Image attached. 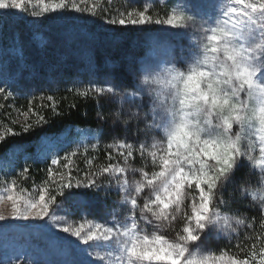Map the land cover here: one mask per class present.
Returning <instances> with one entry per match:
<instances>
[{
    "label": "rangeland",
    "instance_id": "rangeland-1",
    "mask_svg": "<svg viewBox=\"0 0 264 264\" xmlns=\"http://www.w3.org/2000/svg\"><path fill=\"white\" fill-rule=\"evenodd\" d=\"M103 1L108 2V6L111 7H108L110 9L106 13V18L109 19L112 17L119 19L122 12L125 16L128 11L139 12L136 2L140 0L133 2L121 0L122 6L120 7L114 3L115 0H69V4L70 8L72 4H75L81 8L92 9L95 7L93 5L95 2ZM155 1L163 3L169 10V15L157 19H168L170 16L176 15V10L184 2V0H149V3ZM19 2L22 11L12 10L11 14L0 12V16L8 18L10 22L24 21L32 32H36L39 18L48 14V12L43 11L44 7L52 8L60 0H19ZM191 2L199 4L205 3L206 0H191ZM228 2L229 0H216V7L212 10V24L209 23L206 17H198L194 22L184 21V26L180 28L156 23L144 26L132 25L135 31H144L143 39L146 47L138 59L134 85L126 91L118 89L111 92L112 98L116 100L115 122H117L118 132L112 128L94 130L75 127L71 132L66 130L39 138L34 142L33 153L15 143L9 147L3 157L0 158V214L5 216L11 214L12 200L9 199L10 196L17 201L18 206H22L25 201L39 203L41 190H43L45 202L48 203L46 221L56 219L60 223L49 229L35 222L9 221L5 224L0 221V261L5 257H20L23 264H29L28 259L25 258H32L38 261L39 264H63L65 259L79 261L83 258L79 254V249L85 246L76 237L61 231V228L81 229L86 233L91 226L93 233L100 234L102 229L97 230L95 228L96 223L109 227L130 223L131 205L130 202L125 203L123 201V193L120 191L115 177L119 175L121 181L127 180L130 184H134L135 181L141 179L139 171L141 168L149 174L152 171H159V161L156 166H153L151 157L142 158L137 149L141 143L150 146L154 141L159 140H164L166 145V138L161 128L156 130L158 121L155 124L153 123L156 119L154 113L158 110L155 97L149 94L147 86L140 83V77L142 75H155L166 67H175L183 71L190 63L199 59L200 56H194L193 53L202 52L200 45L207 42L205 33L211 34L208 29L213 26L216 18L222 17L223 11L226 10L225 5ZM33 12L37 15L33 16ZM49 14H51V18H66L65 36H71L74 33L72 26L78 19H86V22H88L91 17L88 11L80 13L75 10H69L62 15ZM149 26H153L151 31L147 29ZM119 27L121 25H109L104 20L98 21L97 24V30L101 32L111 29L118 34L120 32ZM3 35L4 33L0 29V87H6L7 89V86L13 80V76L16 77L20 68H26L27 64L19 51L13 48L12 40L4 38ZM83 39L86 42L76 45L82 50H87L94 44L93 40L88 39L86 35ZM182 50L183 59L181 58ZM87 53L88 51H83L79 55L84 58ZM7 64L10 65V68L6 67ZM105 72L108 74V70ZM5 75L9 77L7 84L3 79ZM104 79L106 80V77ZM120 79L123 82V78L118 76V80ZM122 82L121 85H123ZM117 88L120 87L117 86ZM7 91L9 92L8 89ZM3 97L7 99L9 96L4 93ZM14 113L15 116L8 114L4 117L0 115V140L9 138L10 135L15 133L10 125V120L13 125L22 126L29 122L28 116L23 112L19 113L15 110ZM133 113H136V115H133ZM233 130H237L235 126ZM122 140L131 142L134 145L133 156L127 162L124 160V155H121V153L126 154L127 149L119 147V142ZM249 140L255 143L252 154L259 157L260 145L256 136L246 134L241 140V150L247 147ZM94 144L96 147H93ZM109 154H111V158H109ZM53 158H57L58 161L55 165L51 163ZM89 160L92 163L89 164ZM133 161H137L140 166H135L132 163ZM209 162L214 163V161ZM109 164H119L126 171L122 174L112 175L102 173L101 169ZM65 165L68 167H65ZM241 165L247 170L245 183L237 184L232 174L231 183L225 184L220 192L216 193L214 199L216 201H219V199L226 201L227 199L231 208L237 211L235 213L228 212L224 205H220L221 213L239 215L240 218L245 219L246 223L239 226L237 233L231 236L222 232L219 228H213L205 248L211 249L212 254L216 256H219L221 251L227 253L224 257L225 260L234 258L241 261L249 260V264H264V255L260 254V248L264 247V241L258 239L261 235L256 237L258 242L253 243L249 250H242L241 240L245 238L252 240L253 235H255L253 227L248 225H253L254 221L260 220V218V224H262L264 208L260 206L259 196H254L253 192L260 185L262 179L259 169L253 168L246 158ZM195 167L198 168L199 165L197 164ZM25 168L28 169L27 172H24ZM49 169L53 173L51 177L48 174ZM132 169H135V171ZM69 170H71V175L74 177L73 184L77 179L87 183L84 180L85 174H96L97 182L104 186H110V190L105 194L103 191L96 193L94 190L85 188L79 190L75 188L66 189L65 192L74 193L76 197L87 200L88 203L87 205H79L74 201L65 200L59 196L57 186L60 183L61 174H67ZM185 170H189V166L185 165ZM21 173L24 174L21 175ZM202 187L207 190V185H202ZM246 188L248 189V199H242L240 193ZM183 191L185 195L183 197L184 203L181 206L182 211L178 214L180 216L185 212L191 213L190 205L193 203V198L197 203L199 202V189L196 188L194 183L191 186L185 185ZM147 192L148 190L145 189L144 193L147 194ZM137 204L139 207H143V195L137 197ZM139 207L135 210V216L137 223L143 229L142 235L150 236L155 231L156 234H163L169 240L176 237V231L174 230L170 231L168 228L157 229L154 224H145L144 221H141L139 219ZM172 210V207L167 209L168 212H172ZM257 210L261 214L257 216L258 219L256 220ZM148 215L151 216V213H148ZM180 224L182 226V221H180ZM90 243L93 246L89 248V251L98 253V255L90 257L94 264H113V262L120 264L118 246L114 241L106 242L101 239ZM238 244L239 247H237ZM254 245L257 255L253 259L251 252ZM156 248L157 245H150L149 252H154Z\"/></svg>",
    "mask_w": 264,
    "mask_h": 264
},
{
    "label": "snow or ice",
    "instance_id": "snow-or-ice-1",
    "mask_svg": "<svg viewBox=\"0 0 264 264\" xmlns=\"http://www.w3.org/2000/svg\"><path fill=\"white\" fill-rule=\"evenodd\" d=\"M216 7V0H206L205 3L194 4L191 0H184L181 7L176 10V15L170 16L168 19H157L155 21L145 14L144 11H128L127 15L122 12L120 18L116 17L106 18L94 9L87 7H78L75 4H69V0H60L52 8L44 7L43 11L48 13H57L62 15L69 10H75L83 13L88 11L90 15L105 20L109 25H137L144 26L152 23L169 25L173 28H180L184 26V21H195L198 17L207 18L212 24L213 16L212 10ZM226 10L223 11L221 18H216L213 26H210L208 31L210 35L205 33L207 37L212 40L209 44V50L215 46L219 50L221 45L235 44L238 45L234 49L240 54V57L247 62L245 68L238 69L233 79H238L242 85V97L248 91L256 89L257 91L264 89V0H229L225 5ZM12 10L22 11V6L19 0H0V12L11 14ZM58 10H60L58 12ZM18 14V13H17ZM33 16L37 14L32 13ZM0 26H7V20L0 17ZM203 44V43H202ZM201 44V45H202ZM252 44H259L260 46L255 51H249V46ZM200 45V48H201ZM194 56L202 55V52L193 53ZM181 58H184L183 50L181 51ZM197 60V59H196ZM92 69L90 68L89 71ZM5 84H7L9 77H3ZM112 87L102 88L93 85L90 88L80 92L82 96L98 95L104 92H113ZM6 93L8 96L14 95L8 92L6 87H0V94ZM52 100L51 96L47 97ZM31 103V102H30ZM245 109L243 98L236 109L237 117L241 111ZM27 115V113H25ZM136 115V113H133ZM155 124L158 121L159 130L163 124V118L159 109L154 113ZM47 121L43 116L39 117L36 124H45ZM33 125L26 124L23 127L24 132H28ZM19 135V133H13ZM259 133L256 138L259 142V159L264 162V140L259 139ZM93 147H96L94 144ZM120 148H126L127 153L124 155V160L133 156L134 145L131 142L120 141ZM255 148V143L247 145L244 151L252 157H257L252 154ZM174 149V151H173ZM241 144L236 146H228L222 150H218L215 154H210L204 144L200 143L196 138L190 137L184 133H179L176 136L164 140L154 141L150 146L141 143L137 151H139L142 158L151 157L153 166L157 165L159 161V171H152L151 174L141 168V179L130 184L127 180L121 181L117 175L116 183L123 193V201L130 202L132 215L130 223H123L109 227L107 225L95 224L97 230L102 229V233H93L90 226L85 233L81 229L70 230L67 227L61 228V231L68 233L72 237H76L85 247L79 249V254L83 257L81 260L65 259L63 264H94L90 259L93 253L89 248L93 246L90 242L114 241L118 246V260L120 264H249V260H236L229 258L225 260L227 253L221 251L219 256L213 255L211 249H206L205 245L213 230L219 228L222 232L231 236L237 233L239 226L246 223L245 219L240 218L239 215L222 214L220 205H224L228 212L235 213L237 210L231 208L228 201L214 199L216 193L227 183H231V175L235 169L245 162V155L240 152ZM111 158V154H109ZM247 159V158H246ZM209 161H214L210 163ZM57 158H53L51 163L57 164ZM247 162L250 161L247 159ZM88 163H92L91 160ZM199 165L196 168V165ZM185 165L189 166V170H185ZM251 165V164H250ZM65 167H68L65 165ZM135 171V169H132ZM28 169L25 168L24 172ZM125 168L120 167L119 164H109L107 167L101 169L102 173L109 175L116 173H124ZM24 173H21L23 175ZM49 177L53 175L52 170H48ZM96 174H85L84 183L81 180H76L73 184L71 170L67 174H61L60 183L57 186V192L60 197L65 200L74 201L79 205H87L88 201L76 197L74 193L65 192L73 188L79 190L82 188L94 190L96 193L107 192L110 186H104L97 182ZM195 184L199 189V202L193 198V203L190 205L191 213L185 212L182 216L178 215L182 211L184 203L183 197L185 195L183 189L185 185L191 186ZM247 183V182H246ZM202 185H207L205 190ZM147 189V194L144 190ZM131 194V195H130ZM144 196L143 207L137 204V197ZM242 199H248V192L242 191L240 193ZM11 214L5 216L0 214V221L7 224L9 221H24L28 223H38L40 226L52 229L56 227L60 221L53 219L46 221L48 210V203L45 202L43 190H41L40 202L30 203L25 201L22 206H18L17 201L13 197ZM261 208H264V200L259 201ZM211 205V208H210ZM139 207V219L145 224H154V227L168 228L170 231H176V237L172 240L166 239L163 234H156L152 232L149 235H142L143 229L137 223L135 210ZM172 207V212L167 209ZM151 213V216L148 215ZM182 221V226L180 224ZM262 225H264V218H262ZM253 227L252 224L248 225ZM258 239L264 241V233ZM155 244L157 248L154 252H149V246ZM239 247V244L237 245ZM243 250V249H242ZM260 254L264 255V247L260 248ZM257 255L255 245L251 252V257L254 259ZM28 259L29 264H39L38 261L32 258ZM23 264L20 257H5L0 264ZM115 264V262H113Z\"/></svg>",
    "mask_w": 264,
    "mask_h": 264
},
{
    "label": "trees",
    "instance_id": "trees-1",
    "mask_svg": "<svg viewBox=\"0 0 264 264\" xmlns=\"http://www.w3.org/2000/svg\"><path fill=\"white\" fill-rule=\"evenodd\" d=\"M115 1L118 7L122 6L121 0ZM136 3L138 11H144L152 19L169 15L166 6L158 1L149 3V0H140ZM93 5L95 7L92 9L105 17L111 8L106 1L95 2ZM50 15L48 13L39 18L36 32H32L28 24L20 20L10 22L8 18H4L7 26H0L3 37L12 40L13 48L19 51L27 64L26 68H20L19 74L13 76L7 86L14 95L4 99V94H0V115L15 116V110L27 113L29 122L26 124L33 125L28 132H24V126L13 125L10 120V125L19 135L13 134L0 140V158L14 143L33 153L34 142L39 138L66 130L71 132L75 127L94 130L112 128L119 131L115 122L116 100L112 98V94L104 92L95 96H82L80 92L93 85L112 87L114 91H126L133 86L138 59L146 47L144 31L137 32L132 25H127L119 27L118 34L111 29L101 32L97 30V24L103 20L90 15L88 22L86 19L74 22V33L65 36L66 18H51ZM152 28L153 26L147 27L148 31ZM85 35L94 44L91 48L82 50L76 45L86 42L83 39ZM83 51H88L84 58L79 55ZM6 67L10 68V65L7 64ZM118 76L123 78V82L118 80ZM48 96L52 100H48ZM41 116L47 123L38 125L36 121ZM132 163L140 166L137 161ZM246 171L242 165L235 169L233 179L237 184L245 183ZM256 213L257 220L261 212L257 210ZM260 223L261 218L253 223L255 235L252 240H241L243 250H249L253 243L258 242L256 237L264 232V225Z\"/></svg>",
    "mask_w": 264,
    "mask_h": 264
},
{
    "label": "clouds",
    "instance_id": "clouds-1",
    "mask_svg": "<svg viewBox=\"0 0 264 264\" xmlns=\"http://www.w3.org/2000/svg\"><path fill=\"white\" fill-rule=\"evenodd\" d=\"M211 40L207 37V42L201 45V57L186 70L166 67L155 75H142L140 83L155 97L166 139L184 133L204 144L210 154H215L225 147L241 144L246 134L259 133V139L264 140V89H253L242 97L240 81L232 78L238 69L247 66L234 51L238 45L224 44L219 50L212 46L210 51ZM259 46L252 44L249 51L254 52ZM242 98L245 109L237 117L236 109ZM251 143L249 140L248 144ZM240 152L253 168L259 169L262 179L253 192L264 200V162L244 150Z\"/></svg>",
    "mask_w": 264,
    "mask_h": 264
}]
</instances>
